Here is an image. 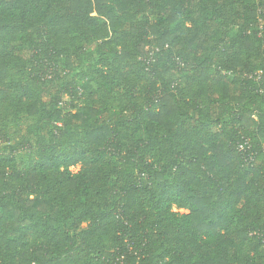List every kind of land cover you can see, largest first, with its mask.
Instances as JSON below:
<instances>
[{
  "label": "trees",
  "instance_id": "trees-1",
  "mask_svg": "<svg viewBox=\"0 0 264 264\" xmlns=\"http://www.w3.org/2000/svg\"><path fill=\"white\" fill-rule=\"evenodd\" d=\"M0 264H264V0H0Z\"/></svg>",
  "mask_w": 264,
  "mask_h": 264
},
{
  "label": "rangeland",
  "instance_id": "rangeland-1",
  "mask_svg": "<svg viewBox=\"0 0 264 264\" xmlns=\"http://www.w3.org/2000/svg\"><path fill=\"white\" fill-rule=\"evenodd\" d=\"M68 102H69V98L67 96H63L61 107H63L64 104H68ZM76 103L81 104L82 103V99L78 100ZM13 132H14V128L8 129V134L9 135H12ZM69 170L73 174L74 173H77L78 170H79V166L71 167ZM172 211L175 212V213H177L178 215H182V214L187 213L186 211H184V210H178L175 207L172 208Z\"/></svg>",
  "mask_w": 264,
  "mask_h": 264
},
{
  "label": "built area",
  "instance_id": "built-area-1",
  "mask_svg": "<svg viewBox=\"0 0 264 264\" xmlns=\"http://www.w3.org/2000/svg\"><path fill=\"white\" fill-rule=\"evenodd\" d=\"M246 143L244 145H240V149H242L244 146H246L247 145Z\"/></svg>",
  "mask_w": 264,
  "mask_h": 264
}]
</instances>
